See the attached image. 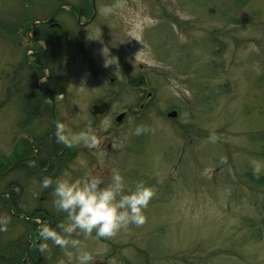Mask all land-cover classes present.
Segmentation results:
<instances>
[{
	"label": "rangeland",
	"instance_id": "1",
	"mask_svg": "<svg viewBox=\"0 0 264 264\" xmlns=\"http://www.w3.org/2000/svg\"><path fill=\"white\" fill-rule=\"evenodd\" d=\"M64 1L0 0V264H75L70 247H39L40 227L63 218L40 186L49 156L55 175L107 181L115 169L155 189L143 225L108 239L74 234L92 264H264V0H100L110 27L66 43L49 66L52 98L30 96L21 13L44 18ZM102 49L118 59L117 77ZM57 121L90 125L99 143L54 156ZM23 148L36 165L3 174Z\"/></svg>",
	"mask_w": 264,
	"mask_h": 264
},
{
	"label": "clouds",
	"instance_id": "2",
	"mask_svg": "<svg viewBox=\"0 0 264 264\" xmlns=\"http://www.w3.org/2000/svg\"><path fill=\"white\" fill-rule=\"evenodd\" d=\"M102 55L104 67L116 65L115 75H120L118 59L109 58V50L105 55L102 49ZM145 131L147 129L144 126H137L135 134L140 135ZM54 135L56 142L66 147L83 144L91 148L99 143L90 125L79 132H71L62 122L57 121ZM40 186L52 189L53 207L63 217L55 228L46 224L40 227V251L47 250L49 240L63 247H70L74 250L75 264H92L93 253L81 240L74 239V234L82 236L84 240H100L128 231L131 225L139 227L145 223V211L155 194L154 187L143 180L126 184L125 177L115 169L107 181L91 172H85L78 178L64 172L55 178L44 176Z\"/></svg>",
	"mask_w": 264,
	"mask_h": 264
},
{
	"label": "flooded vegetation",
	"instance_id": "3",
	"mask_svg": "<svg viewBox=\"0 0 264 264\" xmlns=\"http://www.w3.org/2000/svg\"><path fill=\"white\" fill-rule=\"evenodd\" d=\"M66 1L69 0L59 3L54 12L47 13V17L44 18H38V15H33L37 11L35 9H32L34 12L27 9L21 13L22 18L19 21L18 29L22 41L27 46V50L23 51L22 65H19L18 71L22 74H24V71L28 73L25 90L30 96L39 94L46 98H52V90L49 85L52 79V72L49 66L53 65L55 59L65 57V52L62 49H67L66 43H72L70 46L73 48L79 45V41H81L79 37H82V33L89 28L106 30L110 27L103 17L98 19V16L101 14V8L99 7L100 0H72L74 5ZM69 23L71 24L70 27H68ZM66 60L67 58H65ZM53 86H56L55 83H53ZM32 105L35 106V104ZM50 109L53 116L54 108L50 107ZM94 110L97 111L98 109L94 108ZM124 116H127V113H124ZM53 118L51 117V119ZM51 124L55 127V122ZM116 124H119V122ZM119 127H122V124ZM48 138L50 141L48 146L54 156L61 155L65 150L70 149V147L57 143L55 137L51 134L48 135ZM55 149H59L60 152L56 153ZM34 159L26 158L25 149L23 148L21 152H17V159L12 164L13 166L5 168L3 174L8 173L13 168H17L19 165L24 167V165H28V162H33L35 166ZM49 159L50 163L49 165L46 164V173L44 175L55 178L60 173L55 175L54 171L51 172V165L55 167L56 163L52 161L50 156ZM41 162L42 165H45L42 160ZM39 202H45V199L40 198Z\"/></svg>",
	"mask_w": 264,
	"mask_h": 264
},
{
	"label": "trees",
	"instance_id": "4",
	"mask_svg": "<svg viewBox=\"0 0 264 264\" xmlns=\"http://www.w3.org/2000/svg\"><path fill=\"white\" fill-rule=\"evenodd\" d=\"M262 139L264 140V135H262L261 140ZM263 150H264V148H263ZM256 180H257L258 185L260 187L264 188V176L263 177H259Z\"/></svg>",
	"mask_w": 264,
	"mask_h": 264
}]
</instances>
